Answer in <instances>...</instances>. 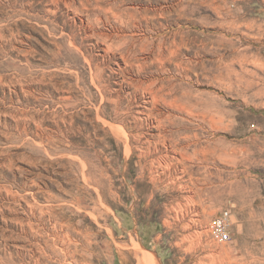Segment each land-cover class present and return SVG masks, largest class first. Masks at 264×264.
I'll use <instances>...</instances> for the list:
<instances>
[{"label":"rangeland","instance_id":"obj_1","mask_svg":"<svg viewBox=\"0 0 264 264\" xmlns=\"http://www.w3.org/2000/svg\"><path fill=\"white\" fill-rule=\"evenodd\" d=\"M257 104L264 0H0V264H242Z\"/></svg>","mask_w":264,"mask_h":264},{"label":"crops","instance_id":"obj_2","mask_svg":"<svg viewBox=\"0 0 264 264\" xmlns=\"http://www.w3.org/2000/svg\"><path fill=\"white\" fill-rule=\"evenodd\" d=\"M258 118L257 130H246L243 138L237 141V167L243 170L244 187L235 193L234 210L231 221L236 218L239 226L230 228L232 240L236 247L245 250V256L240 257L239 263L253 264V250L264 252V106H252ZM240 151V152H239ZM233 225V223H232ZM123 250H117L115 262L123 264V260L138 257L141 260H152L149 247L137 246L132 250L130 242H125ZM139 262V261H138ZM136 262L135 264H138ZM143 262V261H142ZM259 263L264 264V256L259 257Z\"/></svg>","mask_w":264,"mask_h":264},{"label":"built area","instance_id":"obj_3","mask_svg":"<svg viewBox=\"0 0 264 264\" xmlns=\"http://www.w3.org/2000/svg\"><path fill=\"white\" fill-rule=\"evenodd\" d=\"M232 226L231 212L223 211L213 221L212 234L219 243L225 244L232 240L230 228Z\"/></svg>","mask_w":264,"mask_h":264}]
</instances>
